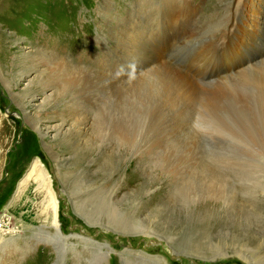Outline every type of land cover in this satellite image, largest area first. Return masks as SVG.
<instances>
[{"label": "rangeland", "instance_id": "1", "mask_svg": "<svg viewBox=\"0 0 264 264\" xmlns=\"http://www.w3.org/2000/svg\"><path fill=\"white\" fill-rule=\"evenodd\" d=\"M263 11L0 0V264H264ZM145 24L162 70L121 52Z\"/></svg>", "mask_w": 264, "mask_h": 264}, {"label": "bare ground", "instance_id": "2", "mask_svg": "<svg viewBox=\"0 0 264 264\" xmlns=\"http://www.w3.org/2000/svg\"><path fill=\"white\" fill-rule=\"evenodd\" d=\"M248 1V3H251L253 4V0H238V2H241L242 4V7L243 5ZM232 3V2H231ZM235 3V2H234ZM237 4V3H236ZM232 8V7H231ZM181 9V8H179ZM242 11V10H241ZM264 12V11H263ZM167 13V12H166ZM181 12H179L180 14ZM254 14H256V11L254 10L253 12ZM158 14V13H157ZM161 14V13H160ZM178 14V15H179ZM242 14V13H241ZM158 17V15H157ZM163 18V16H162ZM240 18V17H238ZM155 20V19H154ZM240 21V20H239ZM153 22V21H152ZM242 22V21H241ZM236 23V22H235ZM157 26L155 27H151V28H148V26L145 24V25H142V31L141 33L138 35V36H135L136 33H127L125 35V39L127 41H130L127 45H125L122 49L121 52L123 51H129L128 52V55H127V59L126 61H128L129 59L133 58L136 59L137 57H139L140 59H143V61L147 63L149 60L152 59V56H155L157 55V60H156V64L153 62L152 64H155L152 69L150 70H147V71H153V70H156V69H160L162 70L163 67L165 66H168L169 64L166 63V62H163L162 60V63H160V59L159 56L162 55L164 53V51H162L161 49H159V53L157 52L156 50V46L155 44H153V42H155L156 40L158 39H161V37H159V33L163 32L162 29H159L158 32H155L154 29L156 28ZM158 28V27H157ZM163 28V27H162ZM137 29V24H131L130 25V31H135ZM232 32V31H230ZM226 34V33H225ZM227 35V34H226ZM128 37V38H127ZM166 40V39H165ZM157 43V42H156ZM245 45V44H244ZM242 45V46H244ZM240 46V48L238 49V51H245L244 49H242ZM246 48L247 45H246ZM210 49V48H209ZM212 50V49H211ZM218 51V50H217ZM120 55L122 56V58L126 55L125 54H121ZM202 55V54H201ZM204 55V54H203ZM164 56V55H163ZM215 56V55H214ZM213 57V56H212ZM126 58V57H125ZM170 60V59H169ZM200 60V59H199ZM218 60V59H217ZM243 60H246L247 64L251 63L252 61H255V59H250L248 60V58H244ZM248 60V61H247ZM171 61V60H170ZM262 61V60H261ZM150 62V61H149ZM159 63V65H157ZM196 63V62H195ZM143 64V63H142ZM203 64V63H202ZM210 64V63H209ZM48 65V64H47ZM213 65V64H212ZM243 64H241L242 66ZM147 66V65H146ZM170 66V65H169ZM200 66V65H199ZM245 66V65H244ZM149 66H147L148 68ZM220 67V66H219ZM145 67H143L142 69H147ZM199 68V67H198ZM232 68L233 70L237 67H235V63L232 65ZM204 70V69H203ZM232 70V71H233ZM147 71H144V72H147ZM219 71V69H218ZM198 74L202 75L203 72L201 71H195ZM194 72V73H195ZM181 76V75H180ZM201 77V76H200ZM175 79V78H174ZM182 80V79H180ZM217 80V79H216ZM177 81V80H176ZM213 81V80H212ZM205 82V81H204ZM193 84V83H192ZM81 89V88H80ZM177 89H179V92L182 94V95H185V93L187 94H193L195 93L196 91L191 89L189 87V85H185V84H181L177 87ZM80 91V90H79ZM78 91V92H79ZM77 92V97H78V93ZM74 93V92H73ZM82 94V93H81ZM80 94V95H81ZM76 95V94H75ZM30 179H33L35 182L34 183H38L40 187H43L44 188V192L47 193V198L49 199V202L47 203H50L51 205V208H52V212H53V221H52V226H53V229L56 231V236L58 237H61V234L59 232V222L57 221V205H58V201L53 197V193L51 192L50 188H49V185H48V182H47V176H46V170L44 168V166L42 165V163L39 161V160H35L32 165L30 166V169L28 171V173L26 174L25 178L23 179V181L21 182V184L19 185V187L24 184L25 182H27L28 180ZM32 181V180H31ZM38 186V185H37ZM27 187V186H26ZM22 190V189H21ZM43 190V189H42ZM52 219V218H51ZM6 226V225H5ZM5 232L2 228H1V225H0V233H3ZM12 233L13 232H17V230L15 231L14 229L11 231ZM11 232H7V233H11ZM4 235V234H3ZM1 237V236H0ZM63 237V236H62ZM13 240V239H12ZM29 241V240H28ZM83 241V240H82ZM90 243V242H89ZM93 243V242H91ZM8 245H10V243H7ZM94 244V243H93ZM92 244V245H93ZM17 246V245H16ZM11 248V247H10ZM20 251V250H19ZM22 254H25L26 252H23L21 251ZM20 256H21V253H20ZM23 256V255H22ZM219 256V255H218ZM10 257V256H9ZM24 257V256H23ZM104 256H102L103 258ZM2 260V259H1ZM154 260V259H153ZM148 264H163L162 260H159V259H156L154 260L153 262L151 263H148Z\"/></svg>", "mask_w": 264, "mask_h": 264}]
</instances>
